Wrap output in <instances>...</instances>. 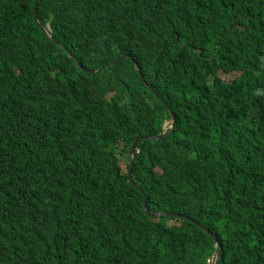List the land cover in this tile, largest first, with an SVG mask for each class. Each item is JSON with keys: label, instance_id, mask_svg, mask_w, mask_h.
<instances>
[{"label": "trees", "instance_id": "obj_1", "mask_svg": "<svg viewBox=\"0 0 264 264\" xmlns=\"http://www.w3.org/2000/svg\"><path fill=\"white\" fill-rule=\"evenodd\" d=\"M192 219L264 264V0H0V264H206Z\"/></svg>", "mask_w": 264, "mask_h": 264}, {"label": "water", "instance_id": "obj_2", "mask_svg": "<svg viewBox=\"0 0 264 264\" xmlns=\"http://www.w3.org/2000/svg\"><path fill=\"white\" fill-rule=\"evenodd\" d=\"M34 16H35V19H37V7L35 6L34 7ZM45 32L47 33V34H49V30H47V29H45ZM136 68H137V70H139V67H137L136 66ZM143 81H145L144 79H142ZM146 83V82H145ZM146 85H147V87L149 88V89H151V86L149 85V84H147L146 83ZM175 124V117H174V115H173V124H172V126ZM162 135L163 134H160V135H155V136H148V137H146V138H148V139H155V138H161L162 137ZM142 138H144V137H142V136H138V137H136V139L133 141V143H132V146H131V162H130V170H129V178L131 179V167H132V164H133V157H134V153H135V143H136V141L137 140H139V139H142ZM138 188L142 191V193H143V203H144V208L146 209V212L148 213V214H150L149 213V207H148V205H147V198H146V194L143 192V189H142V187L140 186V185H138ZM167 214V212H154V213H151L150 215H156V214ZM168 214H173V215H175V213H168ZM192 221H194V222H197V221H195V220H193L192 219ZM198 224H200V227L202 228V229H204L206 232H208L211 236H212V238L214 239V241L216 242V244L219 246V240H218V238L213 234V232H211L210 231V229H208V228H206V227H204L203 225H201V223H199V222H197ZM220 259H221V252H220V249L217 251V255H216V259H215V263L214 264H220Z\"/></svg>", "mask_w": 264, "mask_h": 264}, {"label": "clouds", "instance_id": "obj_3", "mask_svg": "<svg viewBox=\"0 0 264 264\" xmlns=\"http://www.w3.org/2000/svg\"><path fill=\"white\" fill-rule=\"evenodd\" d=\"M160 135V134H159ZM153 136H155V135H153ZM142 137H144V138H146V137H148V136H142ZM136 139V138H135ZM134 139V140H135ZM143 139V138H142ZM148 139V138H147ZM156 139V138H155ZM138 141V140H137ZM136 141V142H137ZM133 143V142H132ZM135 145H136V143H135ZM132 146V145H131ZM130 155H131V149H130ZM134 155H135V153H134ZM133 161H134V157H133ZM130 162H131V158H130ZM132 166H133V164H132ZM129 170H130V164H129ZM129 174V173H128ZM130 179V178H129ZM130 180H132V167H131V179ZM209 229V228H208ZM211 231V230H210ZM212 232V231H211ZM214 234V233H213ZM215 235V234H214ZM216 236V235H215ZM216 243V242H215ZM217 245V244H216ZM218 246V245H217ZM220 249V252H221V248H220V243H219V246H218V250ZM217 250V251H218ZM216 255H217V253L214 255V256H211V257H209L208 259H207V262H206V264H214L215 263V259H216ZM220 261H221V259H220Z\"/></svg>", "mask_w": 264, "mask_h": 264}, {"label": "rangeland", "instance_id": "obj_4", "mask_svg": "<svg viewBox=\"0 0 264 264\" xmlns=\"http://www.w3.org/2000/svg\"><path fill=\"white\" fill-rule=\"evenodd\" d=\"M223 78H225L226 80H229L227 75H223ZM121 163H122V166H123V170L125 171L126 165H125V163L123 161Z\"/></svg>", "mask_w": 264, "mask_h": 264}]
</instances>
